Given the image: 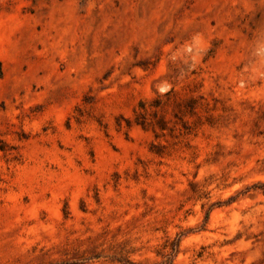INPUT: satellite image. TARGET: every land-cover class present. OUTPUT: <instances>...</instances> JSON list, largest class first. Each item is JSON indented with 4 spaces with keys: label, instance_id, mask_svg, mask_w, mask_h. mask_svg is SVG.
I'll use <instances>...</instances> for the list:
<instances>
[{
    "label": "rangeland",
    "instance_id": "1",
    "mask_svg": "<svg viewBox=\"0 0 264 264\" xmlns=\"http://www.w3.org/2000/svg\"><path fill=\"white\" fill-rule=\"evenodd\" d=\"M0 264H264V0H0Z\"/></svg>",
    "mask_w": 264,
    "mask_h": 264
}]
</instances>
